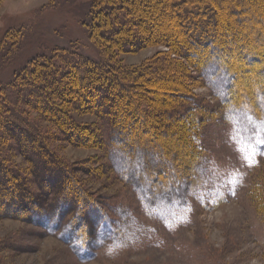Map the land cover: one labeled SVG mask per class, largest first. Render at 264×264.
I'll use <instances>...</instances> for the list:
<instances>
[{"label": "rangeland", "instance_id": "374dc122", "mask_svg": "<svg viewBox=\"0 0 264 264\" xmlns=\"http://www.w3.org/2000/svg\"><path fill=\"white\" fill-rule=\"evenodd\" d=\"M88 1L54 0L52 3L50 0H0V53L9 54L17 47L20 49L17 58L10 63L11 67L3 70L5 74L0 78V89L4 86L7 93V86L12 87L17 81L18 75L15 74L20 73L31 60L42 55L50 56L62 47L97 57L90 34L84 26V21L91 19L85 7ZM241 1L246 4L242 6L239 0L230 2L238 7L239 12L238 15H231L228 13V0H222L221 6H217V1L210 0L218 7L220 18L213 41L222 43L221 39L230 38L233 41L228 44L232 47L240 41L248 46L250 43L255 45L253 50L256 53L249 58L235 51L237 54L232 61L234 69H231L236 77L232 80V89L227 91L232 99L247 100V97L251 99L256 96L263 99L264 93L259 95V84L264 83V0ZM246 5L247 9H244ZM148 6L155 7L153 11L160 8L157 1L143 4V7ZM241 8L244 10L241 11ZM24 24L26 27L22 33L19 32L14 38L16 41L12 40L9 34L12 26ZM237 32L241 39L235 42ZM257 32H260V36L255 35ZM243 35L246 39H243ZM215 42L207 45L212 47ZM249 49L242 51L249 54ZM162 51L184 67V74L181 75L183 81L178 87L181 94L173 97L166 93L165 98L171 103L167 107L177 105L179 101L188 103L189 107L186 97L192 95L200 104L201 109L196 112L203 119L191 127L197 132L201 130L202 134L187 136L178 124L171 127L178 131V138L168 133L162 139L151 140L155 137L153 134L160 130L153 120L154 116L136 114L135 105L130 102L132 97L122 96L116 87L112 103L116 104L114 109L118 103H123V107H118L119 110L123 109L119 111V118H122L124 127L130 130V139H134L132 142L141 133L153 144H163L167 166L164 164L161 172L155 175L143 173L144 162L138 166V158L131 161L132 155L123 144L106 142L112 129H103L98 114L99 106L93 104L92 100L81 101L82 94L78 95L81 90L77 91L78 84L74 80L70 93L76 99L74 104L56 99L55 91L50 96H43L35 87L22 83L21 90L12 88V94L15 96L17 92L16 96L22 103L9 104L14 112L3 111L0 114V164L3 167L0 172V195L2 191H9V184L13 182L23 184L27 192H36L41 200L50 201L56 190V177H48L51 171L46 173L47 169L42 168L43 162L48 161L47 155L41 154L33 146L23 147V139L28 137L23 138L19 134L20 130H13L16 134L8 130L13 126L20 127L22 122V127L33 130L37 135H32L35 138L39 136L38 139H42L70 171L67 181L72 187H69L76 192V187L83 190L81 193L87 201L79 204L78 199L70 196L69 205H59L58 216L54 215L57 219H49L48 226L43 223L46 217L42 209H32L28 198L9 200L1 195L0 264H264L262 140H251L244 135V128L237 127L228 113L226 103L217 94V88L209 84L201 63L195 68L182 56L172 53L166 45L154 43L135 51H117L116 55L118 61L132 71L150 62ZM65 67L69 66H64L62 70ZM163 70H166L164 66L157 79L151 80V85L147 83L153 90L158 89V94L155 91L150 94L157 105L162 103L161 99L156 101L159 92L171 91L175 84L174 79H165V73L161 74ZM69 78L65 73L58 83L63 85ZM3 92L0 91L1 100L6 99V93ZM92 96L89 95V98L92 99ZM40 99L46 100L52 108L48 111L50 118L39 111L37 105ZM153 105L149 108L151 112L154 111ZM246 121L258 125L249 115ZM141 122L147 126L140 127ZM194 144L200 147L195 152L189 147ZM118 148L127 152L129 166H122L124 162L119 160L117 154L123 152H117ZM32 149L38 152L34 158L37 161L28 159V152ZM198 154L202 159H198ZM180 158L188 165L198 162L200 166L190 175L192 177L194 173L198 179L187 189L184 203L176 204L174 208L165 203L156 206L148 204L134 187L133 178H140L142 187L148 189L152 186L155 192L158 186L162 187V180H167L165 177L171 170L170 162L178 163ZM47 165L52 166L49 163ZM39 171L40 175L45 173L41 178L37 176ZM179 175L178 180L184 182L186 177ZM46 181L50 186L48 188ZM19 189L16 188V193ZM7 199L9 205L5 204ZM97 216L99 219H96ZM105 218L111 234L101 244L93 246L92 257L81 259L73 244L76 240L71 243L67 241L65 231L71 226H79L77 231L84 234L85 238L88 236L84 231L86 222L92 220L94 225L90 231L92 236L98 238L102 227L99 224Z\"/></svg>", "mask_w": 264, "mask_h": 264}, {"label": "trees", "instance_id": "16d2710c", "mask_svg": "<svg viewBox=\"0 0 264 264\" xmlns=\"http://www.w3.org/2000/svg\"><path fill=\"white\" fill-rule=\"evenodd\" d=\"M52 1L54 2V0H50V2ZM154 1H157V4L160 6V8L155 9V11H153L155 7H143V4H154ZM215 1L218 2L217 6L222 5L220 4L222 0ZM228 1V13L231 15H238V7L230 3L232 0ZM239 3L242 6L246 4L241 0H239ZM217 6L210 2V0H89L85 3V7L88 10L91 21H84V26H86V30L90 34L98 56H87L78 51L74 52L66 47H62L60 48L61 50L56 49L50 56L42 55L37 59L34 58L31 60V63L23 67L20 73L15 74L16 76L18 75L17 81L14 82V86H7L9 89L5 87L8 91L7 93L4 91V86L0 89L1 92L4 91L3 93H6V99H0V114L3 111H9L10 113L14 112V110L9 108V104L15 105V103H22V100L16 96L17 92L15 96L12 94L14 93L12 88L15 91L21 90L19 89L21 86L20 83L35 87L43 96H50L51 92L55 91L54 96L56 99L74 104V100L76 99H73V95L70 94L72 90V81L74 80L78 84L77 91L81 90L80 94H78H82L81 101L90 102L92 100L93 104L95 103L99 106L100 109L98 110V114L100 116L99 118L102 119L103 129H112V132H110L111 136H107L106 142L123 144L127 152L129 151L132 155L131 161L138 158V166L144 162V166H142L143 173L152 175L159 174L163 165L165 164L167 166L163 144L160 146L156 145L155 142L153 144L152 141L148 140L146 137H142L141 133L137 134L138 137L135 139L137 143L132 142L134 139H130V130L124 127L122 118H119V111L123 109L121 108L119 110L118 107L120 105V107H123V103H120V105L118 103V107L115 109L113 106L116 104L112 105V103L114 101V91H116L114 87H116L122 96L132 97V99H130L131 101H129L135 105L134 110L136 114L139 113L140 116H146L147 114L154 116L153 120L157 122L160 130L153 134L155 137L153 136L151 140H153V138L162 139V137L168 133L178 138V131L171 128L178 124V126L181 127L180 130L187 133V136L191 135V137H194L195 135L197 136L198 133H201L200 129V131L197 132V130L195 131L191 127L192 125H197L203 119L196 112L201 109L199 108L200 104L192 95L186 97V100L190 103L189 107L188 103H183V101L177 102V105L167 107L170 100L168 101V99L165 98L166 93L173 97L176 96V94H181L178 87L183 81L181 78V75L184 74L182 63H178L177 60L172 59L167 52L162 51L161 54H156L150 62L130 71L118 61V56L116 55L117 51H135L138 48L149 45V43L164 44L172 53L182 56L187 60L186 62L193 65L195 68L199 67V65H197L199 63L204 65L202 71L206 77H208L209 84L217 88V94L221 96V100L226 103L228 113L237 127L240 129L244 128V135L249 136L251 140L255 138L261 139L262 144H260V147L264 151V98L262 99L256 96L251 99L247 97V100H241L237 98L232 99L231 94H228L229 89L231 90L233 87L232 80L236 77L231 69V67L233 68V58L237 53L244 54V58H249L253 53H256L253 50V46L255 45L250 43L248 46L245 42L240 41L237 46L232 47L231 44H228L229 41H233L230 38H225V40L221 39L222 43L213 41V38L215 39L216 36L217 26L220 23ZM243 8L247 9V5ZM243 8H241V11L244 10ZM24 27H26L25 24L12 26L11 33H9L10 38L13 40L18 36L17 34H19V32L22 33ZM257 33L258 34L255 35L260 36V32ZM243 36V39H246L245 35ZM239 37L240 34L238 35L237 32V35L234 37L235 42L241 39ZM14 41L16 40L14 39ZM262 41H264V39ZM209 42H215V44L209 47V45H207ZM247 48H250L249 54L242 51V49L245 50ZM19 50L20 49L17 47V49L13 50V53H0V78L5 74L3 72L4 68L11 67L10 63H12L15 57L17 58ZM235 51H237V53H235ZM191 58H194V60H191ZM75 59L78 61L74 62L73 60ZM66 65L69 67H65V69L62 70ZM162 65L166 70H163L161 74L165 73V79L167 80L168 78L174 79L175 84H173L171 91L159 92L160 96H157L158 98L156 101L161 99L160 102L162 103L161 105H157V103L153 102L154 97H151L150 94L151 91L157 93L158 89L153 90L154 88H151L149 82L151 80L154 81L153 79H157L156 76L162 71ZM65 73H67L70 78L68 82H64V84L61 85L58 83V79ZM151 76H153L152 79ZM34 77H36L39 83H35L36 80ZM176 82L178 84H176ZM259 86L261 87L259 95H262L264 93V83H260ZM91 94L93 95L92 99L89 98ZM23 101L26 102L25 99ZM152 105L154 111L151 112L149 108ZM37 106L40 107V112L50 118V113L48 111L50 109L52 110V108L48 106L46 100L40 99ZM248 115L257 122L258 125L246 121V116ZM20 123V127L19 125L16 127L13 126V128H8V130L12 133H15L14 131L16 130H20L19 134H22L23 138L25 136L28 137L27 139H23L25 143L24 145L22 144L23 147L33 146L36 148L35 150L39 149L41 154L47 155V162L52 166H48L47 162H43L42 168L45 167L47 169L45 170L46 173L51 171L50 174H48L49 176L47 174L46 176L50 178L56 177L58 181L55 187L56 190L50 201L45 199L41 200V196L36 194V192H27L26 189L23 188V184L20 182H13L12 185L9 184V191H2L3 193H1V195L2 197H8L9 200H14L16 197L18 199L28 198L31 202L29 205L33 207L32 209H42V214L47 219V221L46 219L43 220V223L50 226L49 219L54 217L57 219L56 216H58L57 213L59 211L57 207H59V205H69L71 201L70 196L74 199H78L79 204H85L87 201L86 196L81 193L83 190H79L78 187H76L78 190L77 192L71 190L72 188L70 187L72 186L67 181L69 180L70 171L58 160L54 152L42 142V139H38L39 136H37V138L33 136L37 135L33 130L27 129L25 126H23V128L22 122ZM8 126L11 127V124L8 123ZM144 126H147L146 123L141 122L140 127ZM26 131L30 132L31 135L27 134ZM189 147L193 149V152L200 148L197 144ZM35 150L32 149L28 152L30 153L28 159L36 160L34 158L37 157L38 152ZM118 151L126 155L117 154L119 160L124 162L122 166H129L127 152L119 148L117 152ZM200 158L202 159L200 154H198V159ZM179 160V162L177 161L178 163L175 161L174 163L170 162V165L168 164L171 166V170L169 169V172H167L165 177L167 180H162L160 184L162 187L158 186L155 192L152 191V186H150L151 189H145L146 187L144 186L142 187L143 183L140 178H133L134 187L140 192L143 200L145 199L148 204L156 206L157 204L165 203L169 205L168 207L174 208L176 204L181 202L184 203L185 199H183V197L187 194V189L192 186L193 181L195 183L198 179L196 174L193 173L192 177H190V175L195 168L199 169L200 166L198 162H192L188 165L183 158ZM1 170L3 171L2 164H0V172ZM178 174H180L179 176L182 175L186 177V180L184 182L178 180ZM42 175H40V171L37 172L39 178H41ZM15 176L18 177V174ZM138 177L141 176L139 175ZM8 179L9 178L6 180ZM59 179H63V181ZM6 180H3V182L6 183ZM11 186H13L12 189L10 188ZM48 187L50 186L47 183V188ZM16 188H20L18 193H16ZM49 192L48 190V193ZM148 194H150V196ZM156 197L157 199L153 201ZM181 197L182 199L179 200L178 198ZM8 199L5 203L6 205L10 204L8 203ZM99 216H97L96 219H99ZM98 223L100 222L98 221ZM93 225L94 221L87 220L84 231H86L88 236L85 238L84 234L82 235L81 232L77 231V228H80L79 226H71L70 229L64 233V237L67 241H70V243L72 240H76L73 244L78 256L83 260L92 257L94 253L93 246H98V244L104 242L106 237L109 236L108 234H111V230L108 229L106 218L101 221V225L99 224V226L102 227L100 231L98 229V238L92 236L90 231Z\"/></svg>", "mask_w": 264, "mask_h": 264}]
</instances>
